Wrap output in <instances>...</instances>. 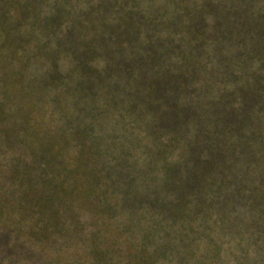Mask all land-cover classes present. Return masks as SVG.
<instances>
[{"label":"trees","instance_id":"1","mask_svg":"<svg viewBox=\"0 0 264 264\" xmlns=\"http://www.w3.org/2000/svg\"><path fill=\"white\" fill-rule=\"evenodd\" d=\"M260 232L264 0H0V264H264Z\"/></svg>","mask_w":264,"mask_h":264},{"label":"rangeland","instance_id":"2","mask_svg":"<svg viewBox=\"0 0 264 264\" xmlns=\"http://www.w3.org/2000/svg\"><path fill=\"white\" fill-rule=\"evenodd\" d=\"M32 65L36 69L38 68L37 62L35 60L33 61V64H31V66ZM86 226L88 227V225H86ZM86 226L84 225V228H86ZM238 226L235 227L234 225H232L231 226L232 229L226 230L223 232H220V231L223 229L224 225H216V228H214L215 229L214 234L216 237L215 239H216V241L221 242L222 246L224 247L223 255L226 258L232 259L234 255L237 256L240 254V252H243V250H242L243 245L252 244L251 238H250L249 228L245 227L244 225H238ZM135 227H137V226H135ZM132 233H133L132 227H128V228H126V233H125L124 237H128ZM214 234H212V235H214ZM253 234L256 236V238H260V240H264V234L262 232H260L258 236L255 233H253ZM164 237H165V235L162 237V239H164ZM60 238H61L60 236H57L56 237L57 241L60 240ZM166 238H168V240H172L173 237L167 236ZM52 239H54V238L51 237V239L47 240V241L42 239V242H44L43 243L44 245H54V243L51 242ZM40 241H34L33 239L29 240V242L31 244H33L32 247H34V248H39L40 246L43 245V244L41 245L42 242H40ZM227 249H229V250H227ZM230 252L233 255L227 256V253L230 254ZM56 254L57 253L51 249V250H48L44 255L49 256V257H54V256H56Z\"/></svg>","mask_w":264,"mask_h":264}]
</instances>
